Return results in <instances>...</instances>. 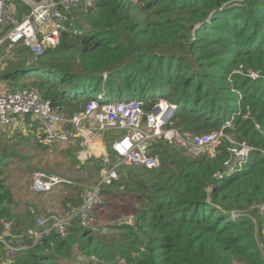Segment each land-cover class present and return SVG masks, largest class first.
Here are the masks:
<instances>
[{
	"label": "trees",
	"instance_id": "obj_1",
	"mask_svg": "<svg viewBox=\"0 0 264 264\" xmlns=\"http://www.w3.org/2000/svg\"><path fill=\"white\" fill-rule=\"evenodd\" d=\"M11 8L18 18L29 11L18 2ZM76 11L82 22L72 17L80 36L62 33L58 45L36 61L17 47L15 70L0 79L22 75L21 88L37 89L67 114L93 96L138 99L144 110L164 99L178 105L169 126L182 137L231 122L252 151L241 170L218 178L214 175L228 157L225 143L212 156L192 158L160 141L158 168L124 166L114 183L125 191L121 195L136 197L134 231L144 237L126 228V234L112 232L103 240L91 231L79 235L75 228H84L75 225L66 239L51 233L20 253H6L0 245V264H81L70 260L78 235V249L91 251L102 264H264L260 213L253 206L243 210L264 203V0H96L91 8ZM249 72L259 76L253 79ZM246 124L249 128L243 129ZM77 147L78 142L45 145L32 126L0 130V234L5 225L14 234L24 233L47 216L34 213V200L62 189L32 191L35 173L55 174L38 167L39 153L54 152L61 158L58 166L69 160L67 167H73ZM87 167L97 173L95 185L99 168L94 160ZM22 189L33 197L19 196ZM109 194L102 191L103 197ZM67 197L65 192L63 199L70 202ZM101 207L102 202L94 213ZM234 213L241 216L234 218ZM113 234L121 238L116 241ZM100 245L108 249L103 252Z\"/></svg>",
	"mask_w": 264,
	"mask_h": 264
},
{
	"label": "built area",
	"instance_id": "obj_2",
	"mask_svg": "<svg viewBox=\"0 0 264 264\" xmlns=\"http://www.w3.org/2000/svg\"><path fill=\"white\" fill-rule=\"evenodd\" d=\"M95 1L0 0V67L12 58L17 47L27 49L36 61L46 49L58 45L62 33L80 36L82 30L75 22L76 18L69 16V12L75 8H91ZM14 2L27 7L29 11L18 18L11 8ZM248 75L253 79L259 76L256 72H249ZM177 110V104L164 99L150 102L147 110H144L143 103L138 99L119 102L93 98L79 110L67 114L53 107L49 100L43 99L35 88L0 85V130H25L39 125L43 132L36 136L45 145L78 142L74 152L75 161L85 165L94 160L100 175L95 185L79 187L66 177L42 171L35 173L31 181L33 192H49L56 187H77L80 204L64 215L38 217L35 224L21 234L12 233L11 226L5 225L0 234V245L7 248L6 253L27 250L51 233L64 239L74 225L86 228L96 206L102 202V191L120 181L119 170L122 167L153 170L160 166L161 157L155 151L160 141L166 145L185 147L192 158L204 154L212 156L215 153L211 149L213 146L226 141L233 143L232 135L223 130L182 137L176 129L169 127ZM107 132L118 133V137L110 143L111 154L99 137ZM226 151L228 157L223 163L224 168L214 177L224 178L233 174L236 169L241 170L248 161L247 156L249 157L252 148L248 145L245 151L239 152L242 157L231 170L229 159L237 151L235 148H226ZM261 152L264 154L263 150ZM257 208L264 214V203ZM240 216L241 214H232L234 218ZM12 240L17 243L15 248L10 243Z\"/></svg>",
	"mask_w": 264,
	"mask_h": 264
},
{
	"label": "rangeland",
	"instance_id": "obj_3",
	"mask_svg": "<svg viewBox=\"0 0 264 264\" xmlns=\"http://www.w3.org/2000/svg\"><path fill=\"white\" fill-rule=\"evenodd\" d=\"M80 5L82 6L83 3H80ZM78 11H84V10L78 9ZM72 15L78 16L79 21H81V14L76 11V8L72 9L69 12V16H72ZM85 25L88 26L87 23H85ZM26 55L30 57L29 56L30 53H26ZM131 56H134V54H132ZM17 58L18 56L14 54L10 60L5 62L0 67V75L6 74V73H12L15 70V69L13 70L14 67H12V64L13 66L15 65ZM29 62H31V60ZM18 69L22 70L23 65H19ZM236 73H239V71H237ZM22 83H24L22 75H19L18 77L15 76L14 79H11V78L5 79V80L0 79V85L4 84V85H7L8 87L12 85L16 87H20ZM233 93L236 94L238 97H240L238 91H233ZM93 97L96 98L97 96H93ZM113 100L115 101L114 98ZM224 128L231 129V132L224 131ZM224 128L220 130H223L227 134H231L232 135L231 139L233 140V143H229L227 141L222 142V143H225L227 148H235L237 151L236 153L231 155L229 159L230 160L229 167L231 170L232 167L242 157L239 155V152L245 151L246 146L248 145H247V140L246 141L242 140L243 136L240 133L236 132V128L231 122L226 123V126ZM247 128H249V124H246L243 126V129H247ZM220 130H216V131H220ZM256 130L260 131L258 126H256ZM33 132L36 135H41L43 131H42L41 126L38 125L36 127H33ZM12 133L13 132H10V131L3 132V134L8 135V136L13 135ZM187 135H190V136L203 135V133H200V134L188 133ZM99 137L101 138L102 143L106 146L107 152L111 154L110 143L114 138L118 137V133L117 132H114V133L107 132L105 134H100ZM219 145L213 146L211 148L213 150V153L216 152V148ZM171 146L176 147L178 150L182 151L183 154L189 155L188 150L185 147L181 145H171ZM52 151H54V149H52ZM74 152L75 150L72 151L73 159H74ZM38 156H39L38 160L40 161L38 167L48 172L50 171L55 172V174H58V176L61 175L63 177H66L69 180L77 183L79 187L80 186H87V187L92 186V184L96 181L98 177L95 170L94 169L92 170L90 167H87L86 164L80 165L76 162L73 167L72 166L67 167V163L69 162L68 160V161L63 162L61 166H58L57 162L61 161V158L54 152L48 151L44 153H39ZM248 158L249 157L247 156V159ZM83 166H86V167H84L83 169H80V167H83ZM106 190H109L110 194L105 195V197L102 196V207L99 208V210L96 213H94L92 221L88 224V226L84 229L75 228L79 231V235L81 234L82 231L86 230V231L95 232L97 233V236L99 238L106 240L108 236L112 234V232H121L122 234H126L127 233L126 228H130L134 231V227L136 226L135 225V215H136V211L138 208L136 197L132 195H128V194L121 195V194H125V191L122 188L118 189L117 186H114V185L111 186L110 188H106ZM65 192L68 193V197L66 199H68L70 202H66V200L63 199ZM78 193L79 191L76 193L72 189H69V188L60 189V190L55 191L54 193L45 194L43 196L38 197V199L34 200L33 202L34 208L32 207L31 208L33 209L35 214L64 215L68 212L69 209L74 208V205L77 203V200H79ZM18 194L19 196H24L25 194H28L27 197H29V195L33 197L31 195L32 193L27 192L25 189H22ZM79 204H80V200H79ZM251 206L253 207L250 208ZM249 208L250 209L255 208L259 211V209L257 208V204L246 206L244 207L243 210L245 211ZM254 211L255 210H253L252 212ZM259 213H258L259 217L263 222L262 235L264 236V214H262L260 211ZM98 215L100 216L99 219L97 218ZM28 219L29 220L26 224L27 228L31 224L33 216L29 215ZM104 219H106V221L102 223V220ZM25 230H22V232ZM72 231L70 233H72ZM135 233L138 234L139 237H144L140 232H135ZM79 235L75 238L76 242L71 248L70 260L76 263H81V264H102L103 261L97 259L95 254H93L91 251L82 252L78 249L79 242L81 239ZM113 236L116 241H118L121 238L118 234H113ZM10 243L14 248L17 246V243L13 240ZM100 249L104 252L108 249V246L100 245ZM112 250L114 251L115 249L113 248ZM16 253H20V252H16ZM8 256H10V254H8Z\"/></svg>",
	"mask_w": 264,
	"mask_h": 264
},
{
	"label": "clouds",
	"instance_id": "obj_4",
	"mask_svg": "<svg viewBox=\"0 0 264 264\" xmlns=\"http://www.w3.org/2000/svg\"><path fill=\"white\" fill-rule=\"evenodd\" d=\"M172 119V118H171ZM170 127V126H169ZM221 144V143H220ZM189 156V155H188ZM87 165V164H86ZM78 199H79V197H78ZM257 206H259V205H257ZM94 215V214H93ZM93 218V217H92ZM92 221V220H91ZM90 221V222H91ZM75 226V225H74ZM77 226H79V225H77ZM79 227H81V226H79ZM82 228V227H81ZM72 230V229H71ZM71 232V231H70ZM70 234V233H69Z\"/></svg>",
	"mask_w": 264,
	"mask_h": 264
},
{
	"label": "crops",
	"instance_id": "obj_5",
	"mask_svg": "<svg viewBox=\"0 0 264 264\" xmlns=\"http://www.w3.org/2000/svg\"><path fill=\"white\" fill-rule=\"evenodd\" d=\"M29 61H27V63H28ZM1 85H3V86H5V87H7V85H4V84H1Z\"/></svg>",
	"mask_w": 264,
	"mask_h": 264
},
{
	"label": "water",
	"instance_id": "obj_6",
	"mask_svg": "<svg viewBox=\"0 0 264 264\" xmlns=\"http://www.w3.org/2000/svg\"><path fill=\"white\" fill-rule=\"evenodd\" d=\"M29 64V63H28Z\"/></svg>",
	"mask_w": 264,
	"mask_h": 264
}]
</instances>
